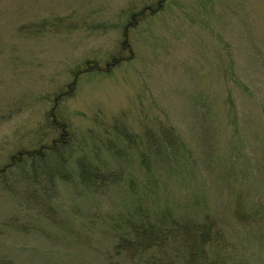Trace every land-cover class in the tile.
I'll return each mask as SVG.
<instances>
[{
	"label": "rangeland",
	"instance_id": "1",
	"mask_svg": "<svg viewBox=\"0 0 264 264\" xmlns=\"http://www.w3.org/2000/svg\"><path fill=\"white\" fill-rule=\"evenodd\" d=\"M139 209L264 264V0H0V261L185 256L133 248Z\"/></svg>",
	"mask_w": 264,
	"mask_h": 264
},
{
	"label": "trees",
	"instance_id": "2",
	"mask_svg": "<svg viewBox=\"0 0 264 264\" xmlns=\"http://www.w3.org/2000/svg\"><path fill=\"white\" fill-rule=\"evenodd\" d=\"M22 157L24 160H31L32 155L28 152ZM88 168L89 166L84 160L80 167V177L82 176L85 184L94 185L98 181H101L95 169L89 170ZM137 212L136 214L144 219L137 220L136 218L139 217L130 215L129 217L132 219H128L127 230L125 232L128 234L127 238H130L127 241L133 242L134 249L142 252L152 247L165 248V242H172L181 236V240L183 241V244H181L182 252L185 256L181 259L178 257V261L175 260V257H172V264H226L220 256H216V260L215 258L209 259V262L204 259V256L207 254L204 241L209 240V237L211 240L213 236L214 239L217 238V235L213 233L211 223L178 221L171 213H163L160 217L161 219L158 220L157 218H150V215L143 210L139 209ZM164 219L166 223H164ZM227 258H230V255ZM0 264L9 263L0 261Z\"/></svg>",
	"mask_w": 264,
	"mask_h": 264
}]
</instances>
